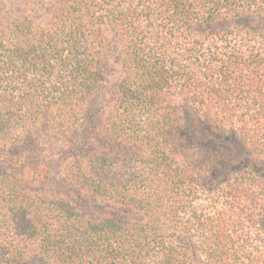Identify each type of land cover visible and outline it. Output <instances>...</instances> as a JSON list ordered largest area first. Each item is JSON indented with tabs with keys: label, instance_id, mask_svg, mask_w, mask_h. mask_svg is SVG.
Segmentation results:
<instances>
[{
	"label": "trees",
	"instance_id": "obj_1",
	"mask_svg": "<svg viewBox=\"0 0 264 264\" xmlns=\"http://www.w3.org/2000/svg\"><path fill=\"white\" fill-rule=\"evenodd\" d=\"M48 1L0 28V264H264V0Z\"/></svg>",
	"mask_w": 264,
	"mask_h": 264
},
{
	"label": "rangeland",
	"instance_id": "obj_2",
	"mask_svg": "<svg viewBox=\"0 0 264 264\" xmlns=\"http://www.w3.org/2000/svg\"><path fill=\"white\" fill-rule=\"evenodd\" d=\"M49 3L56 4L55 2H49L48 0H27V4L24 5L23 7L21 4H17V6H13V5H9L6 0H0V28L2 29L3 27H5V24L7 22H13L17 20L18 19L17 13H22L23 11H26L29 14V16L31 17V21L34 23V25L40 26L42 24V19L44 18V15H46L47 10L49 9L48 8ZM249 23L252 25V27L259 25L264 30V22L262 23L255 19ZM224 27H225L224 25L217 24L215 26H211L203 29L210 31H219ZM107 41L109 47H111V51H112L111 54L113 55L112 63L110 64L109 67L110 69L108 70L109 75H107V77H104L108 79L107 81L109 82L107 87H109L110 86L109 84L116 83L119 76L122 74L123 52H122L121 43H119L117 33H115L114 30L113 31L110 30L107 33ZM107 87H104V89L106 90ZM105 90H103V92ZM97 109L103 110L102 105L96 103L94 110Z\"/></svg>",
	"mask_w": 264,
	"mask_h": 264
}]
</instances>
